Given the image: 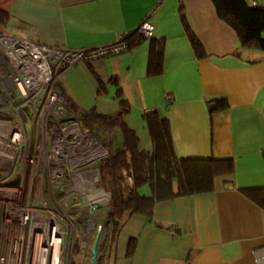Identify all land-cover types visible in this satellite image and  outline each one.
<instances>
[{
  "label": "crops",
  "instance_id": "crops-1",
  "mask_svg": "<svg viewBox=\"0 0 264 264\" xmlns=\"http://www.w3.org/2000/svg\"><path fill=\"white\" fill-rule=\"evenodd\" d=\"M6 7L5 32L75 50L123 41L150 22L152 35L127 42L120 53L57 72L56 89L69 111L114 114L122 96L129 104L124 119L141 147H152L143 112L156 108L169 120L179 157L232 160V181L219 176L210 191L161 200L150 218L126 215L113 264H257L264 208L241 189L264 187V50L243 45L214 0H12ZM189 33L202 45V57ZM156 37L163 38L164 51L162 70L153 74L149 47ZM217 98L228 106L212 110ZM142 190L149 192L148 185ZM129 237L136 241L128 256Z\"/></svg>",
  "mask_w": 264,
  "mask_h": 264
},
{
  "label": "built area",
  "instance_id": "built-area-1",
  "mask_svg": "<svg viewBox=\"0 0 264 264\" xmlns=\"http://www.w3.org/2000/svg\"><path fill=\"white\" fill-rule=\"evenodd\" d=\"M139 32L149 37L153 25L145 21ZM127 45L123 40L75 50L0 32V264H61L63 242L55 219L62 213L47 196L46 214L32 193L47 194L53 185L62 194L72 185L68 188L77 194L78 186L94 185L96 170L87 167L106 152L69 111L56 75L69 64L120 53ZM43 176L44 184L36 185ZM27 180L32 182L28 203L12 206L25 198ZM256 261L264 264V251L256 253Z\"/></svg>",
  "mask_w": 264,
  "mask_h": 264
},
{
  "label": "trees",
  "instance_id": "trees-1",
  "mask_svg": "<svg viewBox=\"0 0 264 264\" xmlns=\"http://www.w3.org/2000/svg\"><path fill=\"white\" fill-rule=\"evenodd\" d=\"M0 3V31H3L9 18V9ZM219 15L225 17L237 30L243 45L253 44L264 50V5L251 4L247 0H214ZM137 28L125 37L132 43L142 39ZM191 44L202 57L204 50L197 37L189 33ZM148 70L153 74L162 70L164 51L163 38H151ZM211 109H224L228 100L217 98L210 102ZM125 98L119 96V110L114 114L100 113L94 109L71 108L77 120L85 130H92L100 138L101 133L117 128L118 144L112 145L109 140L107 155L98 162L101 184L110 190L113 210L111 217L117 222V229L125 214L144 213L151 217L155 204L161 200L177 195H190L210 191L215 188V179L219 176L226 183L232 181L233 163L231 159H209L179 157L173 145L171 129L167 117L160 115L156 108L145 109L143 118L146 121L151 140V149L140 145V139L125 119L129 110ZM116 130H114L115 132ZM107 143V144H108ZM147 184L149 192L143 191ZM258 205L264 208V187L243 188ZM135 238L129 237L125 253L130 255L135 246Z\"/></svg>",
  "mask_w": 264,
  "mask_h": 264
},
{
  "label": "rangeland",
  "instance_id": "rangeland-1",
  "mask_svg": "<svg viewBox=\"0 0 264 264\" xmlns=\"http://www.w3.org/2000/svg\"><path fill=\"white\" fill-rule=\"evenodd\" d=\"M0 3L4 4L5 2L4 0H0ZM7 4L8 2H6L5 6ZM3 31H5L4 28ZM114 130L116 131L114 132ZM101 136L103 138H100V141L103 143V147L107 152L109 151L110 143L108 142L110 139L113 138L112 145H116L119 142L117 128L112 131H106V133H101ZM32 153L33 152H31V154ZM89 174H91V172H89ZM96 174L100 176L99 182L97 180L94 185L89 186L86 183L85 186L81 185L76 188L78 189V202L71 205L68 204V208L63 206L62 203L57 204L58 211L62 213L57 215V218L55 219L58 223L60 229L59 234L62 235L63 242V248L60 255L61 264H90L92 257L91 249L99 225H102L98 242L99 264H113V258H115L116 255L115 246L117 244L123 219H121L122 221L119 223L117 229V222L115 223L113 221L114 217L112 218L111 214H109V211L113 210L111 192L101 184L100 171ZM44 179V176L43 179H36L35 184H44ZM31 183L30 180H27L28 189H26L25 198L21 196L18 201H11L12 206L18 207L19 205H25L28 203L29 200L27 199H30L31 197L29 193V186ZM71 186L63 187L62 191ZM32 194L34 195V199H40L39 201H36L39 202L37 206L45 205L47 209L46 214H49L50 210L47 208L48 204L45 203L47 200V194L44 190L40 193ZM61 195L62 194L59 191V196ZM95 202L98 204V207H94L93 203ZM48 203L50 204L51 202L48 200ZM126 215H128V213H126L125 216ZM123 232L125 233V231ZM126 235L129 236V231ZM128 239L129 238H127V240ZM126 243L124 249H126Z\"/></svg>",
  "mask_w": 264,
  "mask_h": 264
},
{
  "label": "flooded vegetation",
  "instance_id": "flooded-vegetation-1",
  "mask_svg": "<svg viewBox=\"0 0 264 264\" xmlns=\"http://www.w3.org/2000/svg\"><path fill=\"white\" fill-rule=\"evenodd\" d=\"M0 32H4L5 34H9V33H7V32H5V31H0ZM11 35H13V34H11ZM16 36V35H15ZM95 139H96V141L100 144V145H102V146H104L103 145V143L100 141V137L98 136V135H96L95 134V132L94 131H92V130H87ZM105 152H106V155H107V150L105 149ZM98 162L99 161H97V162H94L92 165H90V166H92V168H94L95 170H96V173L98 172V171H100L99 170V164H98ZM90 166H88L87 167V170H90ZM94 169H92V170H94ZM94 170V171H95ZM86 173V172H85ZM99 178H100V176L98 175V174H96V176H95V179H97L98 180V182H99ZM97 182V181H96ZM66 187V186H65ZM57 187L55 186H53L52 185V188H50L49 189V192L47 193V196H48V198H50V200L52 201V203L56 206L57 204H58V202L59 201H65L66 203H71V204H74V203H76V202H78V198H79V196L74 192V190L73 189H69V188H67V189H65L64 191H62V195L61 196H59V191L57 192V190H55ZM96 203V202H95ZM94 204V203H93ZM97 207H98V204H97ZM112 212L111 211H109V214H111Z\"/></svg>",
  "mask_w": 264,
  "mask_h": 264
},
{
  "label": "water",
  "instance_id": "water-1",
  "mask_svg": "<svg viewBox=\"0 0 264 264\" xmlns=\"http://www.w3.org/2000/svg\"><path fill=\"white\" fill-rule=\"evenodd\" d=\"M93 205H94V207H97V203H94ZM101 227H102V225L98 226V229L96 231V235L94 237V242H93V246L91 249L92 257H91L90 264H99L98 242H99Z\"/></svg>",
  "mask_w": 264,
  "mask_h": 264
},
{
  "label": "bare ground",
  "instance_id": "bare-ground-1",
  "mask_svg": "<svg viewBox=\"0 0 264 264\" xmlns=\"http://www.w3.org/2000/svg\"><path fill=\"white\" fill-rule=\"evenodd\" d=\"M57 250V249H56Z\"/></svg>",
  "mask_w": 264,
  "mask_h": 264
}]
</instances>
